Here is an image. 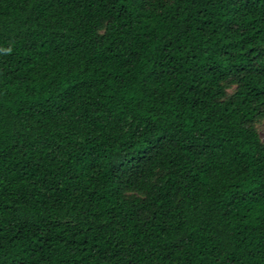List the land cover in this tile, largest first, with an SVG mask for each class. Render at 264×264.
Listing matches in <instances>:
<instances>
[{
	"label": "trees",
	"instance_id": "1",
	"mask_svg": "<svg viewBox=\"0 0 264 264\" xmlns=\"http://www.w3.org/2000/svg\"><path fill=\"white\" fill-rule=\"evenodd\" d=\"M264 0H0V264H264Z\"/></svg>",
	"mask_w": 264,
	"mask_h": 264
},
{
	"label": "rangeland",
	"instance_id": "2",
	"mask_svg": "<svg viewBox=\"0 0 264 264\" xmlns=\"http://www.w3.org/2000/svg\"><path fill=\"white\" fill-rule=\"evenodd\" d=\"M256 126H257V128L259 130V133H260V136H261V138H262V140L264 142V120L259 122V124L256 125Z\"/></svg>",
	"mask_w": 264,
	"mask_h": 264
}]
</instances>
